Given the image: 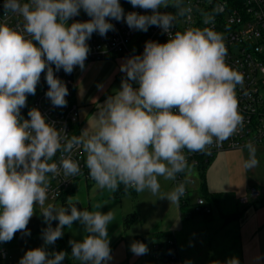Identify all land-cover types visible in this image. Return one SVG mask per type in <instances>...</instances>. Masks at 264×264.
Masks as SVG:
<instances>
[{"label": "clouds", "instance_id": "9594fccd", "mask_svg": "<svg viewBox=\"0 0 264 264\" xmlns=\"http://www.w3.org/2000/svg\"><path fill=\"white\" fill-rule=\"evenodd\" d=\"M4 0L3 15L16 16L15 26L0 24V243L17 233L30 236L28 224L39 206L46 225L43 244L25 251L18 264H64L69 253L49 250L65 229L82 227V238L70 239L71 257L78 264H109L113 260L109 226L112 210L77 206L68 198L66 206L47 203L51 179L61 174L82 173L74 152L84 154V167L100 190L148 191L179 204L185 184L177 182L188 167V153L204 152L221 144L244 126L239 111L237 87L243 74L226 62L227 47L221 32L211 26L175 30L178 18L190 17L192 8L184 0ZM174 8L175 13L161 11ZM81 12L87 20H77ZM112 21L130 30L147 32L158 27L166 42L148 40L143 52L125 57L118 89L106 96L96 111L94 125L68 135L37 107L22 109L34 96L42 74L48 86L45 96L53 108L67 106L66 82L56 73L72 74L86 68L93 34L106 37L116 31ZM214 18L204 16L212 25ZM103 91L104 85L98 84ZM246 170L258 166L257 149L245 145ZM59 154V155H58ZM176 182L161 193V182ZM53 222L55 226H53ZM130 251L141 256L147 244L133 241ZM261 257H256L259 260ZM226 264H239L237 258Z\"/></svg>", "mask_w": 264, "mask_h": 264}, {"label": "built area", "instance_id": "2783aa9c", "mask_svg": "<svg viewBox=\"0 0 264 264\" xmlns=\"http://www.w3.org/2000/svg\"><path fill=\"white\" fill-rule=\"evenodd\" d=\"M3 3L4 0H0V24L15 26L20 22L19 18L12 15L4 16ZM185 3L192 8L191 16L178 18L174 31H183L187 27L211 26L223 34L227 47L226 62L244 76L243 87H237L239 111L244 116V126L221 144L214 143L204 152L188 153L185 150L188 167L178 175L177 182H183L187 190L179 205H186L187 194L194 180L189 175L190 170L197 172L202 158H213L223 152L243 151L247 149L245 145L248 143H253L255 146L264 143V0H186ZM125 11L143 12L142 9L132 7L125 8ZM170 12L175 13V9L171 8ZM206 14L214 18L212 25L204 23ZM75 19L87 20L88 17L81 12ZM112 23L116 31L109 32L106 37L93 34L88 41L91 51L86 63L140 54L143 52L146 41L154 40L164 43L168 39L167 34L162 33L156 26L150 27L145 33L130 30L125 23L116 21ZM56 75L66 82L69 89L70 94L66 97L67 106L52 107L50 100L45 96L48 86L42 74L36 94L28 96V106L22 109V115L27 118L29 108L35 106L47 116L49 121L56 122L57 127H65L69 136L79 135L77 130L79 108L75 101V84L72 74H65L61 70ZM72 155L80 162L82 173L75 177H65L61 174L52 178L50 202H63L64 197L73 191L76 182L80 179H85L89 183L94 182L89 177L87 168L84 167V154L74 152ZM261 196V192L251 190V201L244 198L240 199L239 203L246 206L259 200ZM194 207L198 213L211 214L209 206L202 198L197 200ZM3 244L0 243V261L8 256Z\"/></svg>", "mask_w": 264, "mask_h": 264}, {"label": "crops", "instance_id": "0c3cea01", "mask_svg": "<svg viewBox=\"0 0 264 264\" xmlns=\"http://www.w3.org/2000/svg\"><path fill=\"white\" fill-rule=\"evenodd\" d=\"M255 147L259 164L254 169L246 170L243 167V161L248 155L247 149L234 154H217L209 164L205 175L207 193L209 197L217 194L221 198L218 203L209 206L210 215L196 212L195 204H187L181 210L179 204L159 199L155 195L144 205L143 199L148 191L137 193L129 190L135 195L137 204L122 208L116 214V223L109 226L113 256L109 264H165L156 250L162 240L152 238L161 233L172 235L170 241L177 250L175 264H226L231 258H237L239 264H264V195L249 205H242L244 209L235 205L242 196L248 195L251 198V190H264V143ZM189 175L192 176V172ZM81 180L86 182L85 179ZM160 181L162 194L172 190V181L163 178ZM74 188L73 193L77 191V182ZM198 190L200 192V185ZM117 192H114L112 198ZM123 195H126V191ZM109 206L103 205L101 211H106ZM82 208L91 211L92 204L88 201L87 207ZM131 213L136 214L139 221L126 230L124 218ZM233 232L236 241L232 238ZM137 240L147 244V254L136 256L130 251V244ZM6 250L8 256L5 260H9V264H18V246L14 242H7ZM256 257L261 258L257 260ZM67 259L69 264H78L72 257Z\"/></svg>", "mask_w": 264, "mask_h": 264}, {"label": "rangeland", "instance_id": "374dc122", "mask_svg": "<svg viewBox=\"0 0 264 264\" xmlns=\"http://www.w3.org/2000/svg\"><path fill=\"white\" fill-rule=\"evenodd\" d=\"M129 7H132L131 5ZM162 10V9H161ZM124 58H116L109 59L105 61H97V62H89L86 63V68L84 71H81L78 67L73 71V81L75 84V101L79 108V119L77 124V130H80L88 126L94 125L95 122V114L96 111L100 108L102 103L104 102L107 95L112 94L115 89H118L120 86L122 73L119 71V67ZM98 84L104 85V90L100 91L97 88ZM235 152L241 151H230L223 154H234ZM219 155V154H218ZM213 157L212 161L218 156ZM192 172L193 183L191 184L192 191L187 194V202L190 205L196 204L199 198H202L203 195L199 192L198 187L200 185V180L198 177V173L195 170H190ZM81 182V183H80ZM161 182V181H160ZM78 188L77 191L73 193L75 188H73L72 193L69 197L73 201H78L82 207H87L88 201L92 204V210L95 209V205L97 203L102 206L105 204H110L108 210H112L114 212L115 219L113 223H116L117 213L121 211V209H125L128 206H135L137 204L135 195L132 194L129 190L126 191V195L115 196L114 192L108 190H100L96 188L95 182H85L84 180L77 182ZM92 185V186H91ZM91 186V187H89ZM174 182L172 181V188L174 187ZM123 187V186H121ZM95 188V189H94ZM187 190V187H186ZM261 192V190H257ZM162 194V192L160 193ZM217 194H212V196ZM154 196L151 193L147 192V195L143 199V204L147 205L150 197ZM159 196V195H155ZM68 197V198H69ZM262 197V196H261ZM67 198V200H68ZM249 199L250 196H242L238 198L237 203H235L236 207L239 209H244L242 205L239 203V199ZM67 200L65 202H50L55 204L56 206H65L67 204ZM91 210V211H92ZM236 211V210H235ZM37 215H34L29 224L28 229L31 232L30 236H22L21 233H17L15 237L10 241L14 242L15 246H18L19 249V258H21L25 251L31 248L40 247L43 244L41 239V230L46 227L43 222V218L39 216L40 208L37 206L36 208ZM235 216V215H234ZM119 218V217H118ZM231 217L229 218V220ZM228 220V221H229ZM56 223V222H55ZM54 226V225H53ZM83 235L82 227L78 223L73 224V229H65V233L63 238L58 239L55 245L49 246V250H64L69 253L68 258L71 257V247L68 243L70 239H81ZM232 238L236 241L235 232L232 233ZM4 248L7 247V242L3 244ZM177 252V250H176ZM68 259L65 260L64 264H69L67 262ZM174 261L173 263H176ZM0 264H9V260H2Z\"/></svg>", "mask_w": 264, "mask_h": 264}, {"label": "trees", "instance_id": "16d2710c", "mask_svg": "<svg viewBox=\"0 0 264 264\" xmlns=\"http://www.w3.org/2000/svg\"><path fill=\"white\" fill-rule=\"evenodd\" d=\"M185 1L186 0H184V2ZM121 4L124 7V9L129 8V6H130V4L127 3L126 0H121ZM170 10H171V8L162 9V11H169V12H170ZM212 159L213 158H209V159L202 158L201 161L199 162V166L197 168V173H198V177L200 180V193L203 195L202 199L206 202L207 206H211V205H213V203H218L221 199L217 195L209 197L210 195H208L207 190H206L205 175H206V170H207L209 164L211 163ZM124 191H125L124 188L119 189L118 192L116 193V196L117 197L122 196L124 194ZM69 196H70V194H67L64 197L63 202H65ZM187 204H188V202H186V205ZM186 205H180L181 210H183L186 207ZM65 206H66V204H65ZM77 206L82 208L79 203L77 204ZM138 221H139V219H138L136 214H134V213L128 214L124 218L125 229L129 230ZM53 225L55 226V222H53ZM152 238L157 239V240H162V242L159 244V246L156 249L157 252L159 253V258L162 262H164L165 264H169V263H172V262L177 260L176 247L174 246V243L172 241H170L172 238L171 234H169V233L168 234H162L161 233V234L155 235ZM170 242H171V244H170Z\"/></svg>", "mask_w": 264, "mask_h": 264}, {"label": "water", "instance_id": "95a60500", "mask_svg": "<svg viewBox=\"0 0 264 264\" xmlns=\"http://www.w3.org/2000/svg\"><path fill=\"white\" fill-rule=\"evenodd\" d=\"M262 195H264V190L261 192Z\"/></svg>", "mask_w": 264, "mask_h": 264}]
</instances>
